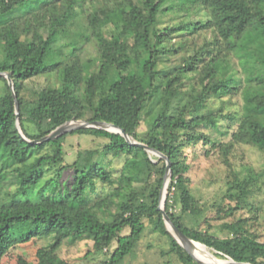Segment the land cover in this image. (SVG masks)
Returning <instances> with one entry per match:
<instances>
[{"label": "trees", "instance_id": "16d2710c", "mask_svg": "<svg viewBox=\"0 0 264 264\" xmlns=\"http://www.w3.org/2000/svg\"><path fill=\"white\" fill-rule=\"evenodd\" d=\"M0 71L28 138L73 118L124 128L169 157L166 211L184 233L222 258L264 264V163L248 156L264 161V0H0ZM0 80V264H69L63 244L82 240L92 252L117 241L102 264H119L147 223L196 264L159 209L164 157L95 127L31 144ZM180 96L189 101L171 113ZM75 134L104 142L66 162ZM200 143L211 180L225 183L220 202L191 184L186 149Z\"/></svg>", "mask_w": 264, "mask_h": 264}, {"label": "rangeland", "instance_id": "374dc122", "mask_svg": "<svg viewBox=\"0 0 264 264\" xmlns=\"http://www.w3.org/2000/svg\"><path fill=\"white\" fill-rule=\"evenodd\" d=\"M29 85L32 89L44 85L45 79L43 77L36 78L29 81ZM4 81L0 80V95L3 94ZM33 95V90L29 92ZM189 99L185 96H180L173 99L171 113H174L176 109L188 102ZM239 109L238 104H228L227 110ZM103 139L91 136V135H69L65 141V148L67 151L66 162H73L78 155L79 151H88L89 149H95L103 143ZM204 148L203 145L196 144L195 146L186 149L190 153L189 162L192 163L193 167L189 173L191 177L192 186L197 188V196L204 203H216L220 202L223 193L225 191V183L222 181H212V170L211 164L212 159H208L204 154L197 155L195 150ZM250 161L257 167L263 166V158L259 153H250ZM247 160H249L246 157ZM55 170L50 171L47 177L53 175ZM70 171L65 173V179L70 175ZM14 189V187H13ZM37 191V188L36 190ZM33 197H37V194H33ZM264 217L261 221L264 223ZM262 223V222H261ZM260 227L264 239V224ZM217 231V230H216ZM221 234L220 232H218ZM117 246V241H114L109 247L108 251H93L92 240H82L75 243L65 241L63 244L60 254L69 264H102L107 260L114 252ZM207 247V246H206ZM208 248V247H207ZM171 240L167 235L162 234L158 231L154 225L147 223L146 227L136 243L134 249L129 252L126 257L119 264H184L176 255L174 251H171ZM209 249V248H208ZM211 253L217 256L216 250L210 248ZM31 252H33L31 250ZM222 258L220 256H217ZM16 256L8 258L6 264H15Z\"/></svg>", "mask_w": 264, "mask_h": 264}, {"label": "water", "instance_id": "95a60500", "mask_svg": "<svg viewBox=\"0 0 264 264\" xmlns=\"http://www.w3.org/2000/svg\"><path fill=\"white\" fill-rule=\"evenodd\" d=\"M0 76L7 78L8 83L12 89L13 95L15 97L16 113H17V128L19 130V133L26 141L30 142L31 144H37V143H42L44 141H48L51 139H56V138L62 136L63 134H65L67 132H71V131L76 130V129L95 127V128L106 129L109 131L121 133L123 136L126 137V139L130 143L138 144V145L144 147L147 151L151 152L152 154H156L159 157H164L167 161V168H166V173H165L164 185H163L161 195H160L159 209L163 212L164 220H165L167 229L171 233V235L178 241V243L184 249L187 250V252L192 256V258L194 259L196 264H205L193 254L192 250L190 249V245H189L191 242H199V243H202V242L196 241V240L192 239L191 237H189L186 233H184L173 222L170 215L166 211L165 203H166V199H167V195H168V186H169V183H170V180L172 177V163H171L168 156L164 155L162 152L155 149L154 147H151L148 144H145L143 142L136 140L132 135L127 133L124 128H122V127H120L114 123L107 122V121H98V120L86 121V120H77V119L73 118L72 120L67 121V122L63 123L62 125L58 126L56 129L52 130L49 134H47L46 136H44L41 139H35V140L30 139L24 134L22 127L20 125V119H19L20 106H19V101H18V97H17V92L15 89L14 80L11 77L10 73L7 71H0ZM202 244L206 246V244H204V243H202ZM221 259H223L225 261V263H227V264H254V263L246 262V261H237L230 256H226L225 258H221Z\"/></svg>", "mask_w": 264, "mask_h": 264}, {"label": "bare ground", "instance_id": "6f19581e", "mask_svg": "<svg viewBox=\"0 0 264 264\" xmlns=\"http://www.w3.org/2000/svg\"><path fill=\"white\" fill-rule=\"evenodd\" d=\"M190 249L192 250L193 254L201 260L205 264H227L225 261L213 253L210 250L199 242H191Z\"/></svg>", "mask_w": 264, "mask_h": 264}]
</instances>
